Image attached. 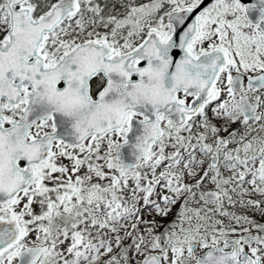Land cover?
Here are the masks:
<instances>
[{"label": "snow or ice", "instance_id": "1", "mask_svg": "<svg viewBox=\"0 0 264 264\" xmlns=\"http://www.w3.org/2000/svg\"><path fill=\"white\" fill-rule=\"evenodd\" d=\"M119 2L0 0V264H264V0Z\"/></svg>", "mask_w": 264, "mask_h": 264}, {"label": "flooded vegetation", "instance_id": "2", "mask_svg": "<svg viewBox=\"0 0 264 264\" xmlns=\"http://www.w3.org/2000/svg\"><path fill=\"white\" fill-rule=\"evenodd\" d=\"M99 2L101 3L102 6L105 5V4L108 5V7L105 8V12H108V11L120 12V11H122L121 4H120L119 0H99ZM113 4H115V8L112 7ZM169 151H170V149H169ZM236 215H238V216H247L244 213H241V214H237L236 213ZM253 218H255L254 221L256 223L264 224V213L255 214V216ZM230 226H235V227L239 228V226L236 225L235 223L232 224V225L230 224ZM245 226H248V225H245ZM252 232H253V234H258L256 232L255 228H252ZM240 234H243V233H239L238 232L237 234H235V238H236V236H238Z\"/></svg>", "mask_w": 264, "mask_h": 264}, {"label": "trees", "instance_id": "3", "mask_svg": "<svg viewBox=\"0 0 264 264\" xmlns=\"http://www.w3.org/2000/svg\"><path fill=\"white\" fill-rule=\"evenodd\" d=\"M234 199H236V200H239V197L238 196H235L234 195ZM244 199H246V200H248V199H255V200H258V199H261V197L257 194V195H250V196H245L244 197ZM245 200V201H246ZM234 209V208H233ZM175 210H173V212H174ZM237 213L238 214H241V213H244L245 215H247L248 216V218L249 219H251V220H255V218H253L254 216H255V214H258V213H264V212H261V210L260 209H258V208H256V210L253 208V207H249V208H246V206H240V208L237 210ZM174 214V213H173ZM170 218H173L172 216H170ZM216 219H222V220H224V222L223 223H225V224H234V222L233 221H231L228 217H221V216H217V217H215ZM224 224V225H225Z\"/></svg>", "mask_w": 264, "mask_h": 264}, {"label": "rangeland", "instance_id": "4", "mask_svg": "<svg viewBox=\"0 0 264 264\" xmlns=\"http://www.w3.org/2000/svg\"><path fill=\"white\" fill-rule=\"evenodd\" d=\"M64 163H68V161H64ZM158 171H159V169H158ZM209 187H211V186H209ZM246 200V199H245ZM240 206H241V204H239V203H237L235 206H232V205H228L227 203H226V205H225V207H226V209L228 210V211H230V212H233V213H237V210L240 208ZM178 207L179 206H177V209H178ZM250 206H246V208H249ZM234 208V209H233ZM177 209H174L175 211L177 210ZM255 210H256V208H254ZM175 211L173 212V213H175ZM144 216H145V218L146 219H151L152 217H150V216H148V214H147V212H145L144 214H143ZM172 217H174V214H173V216ZM156 219L157 220H160V222L162 223V224H167L168 222H170V220L172 219V218H170V217H168V218H165V219H161L160 217H156ZM223 219V218H222ZM221 219V220H222ZM223 222H224V220H222ZM234 223H235V221H233ZM225 224V223H224ZM226 226H230V224H225ZM158 231H163V228H161V229H159ZM230 238H235V235H233V236H231ZM124 243L125 244H129L130 243V240H125L124 241Z\"/></svg>", "mask_w": 264, "mask_h": 264}]
</instances>
